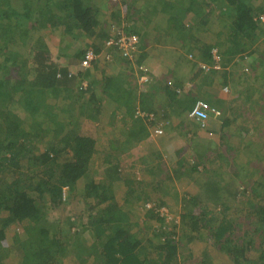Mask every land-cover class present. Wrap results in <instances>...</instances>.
Masks as SVG:
<instances>
[{
    "label": "crops",
    "instance_id": "1",
    "mask_svg": "<svg viewBox=\"0 0 264 264\" xmlns=\"http://www.w3.org/2000/svg\"><path fill=\"white\" fill-rule=\"evenodd\" d=\"M126 1L96 0L94 4L98 9L99 22L93 36L81 32L78 37H73L59 28L43 29L41 36L47 39L49 45V55L46 58L50 65L48 67L46 65L45 70H42L47 79L42 83L41 78L38 87L43 91L44 87L46 89L51 86V97L46 99V103L51 106L50 114L40 107L33 117L24 104H16L13 111H16L15 113L22 120L23 127H29L34 120L35 122L46 120L44 122H49L47 124L52 126L61 121L67 124L68 132L69 128H74V134L77 132L93 138L96 141V153L91 164L92 177L99 179L107 175L105 170L109 160L111 164L118 166V170L113 172L116 178L115 185L118 187L116 194L118 196L120 194L121 205L128 211L127 216L134 224L132 231L138 232L144 229L142 233L145 235V240L152 236L153 227L160 223L157 217L153 219L145 217L148 211L146 204L137 203L133 189L139 190L148 197L150 201L147 203L154 206L158 204L166 207L169 213L172 212L174 214L172 220L168 219L165 223L167 227L177 224V232L172 235L173 237L171 236L178 241L176 264H188V256L198 255L194 251L196 245L204 246L197 264H203L205 259H212L215 264L221 263L223 258L216 259L213 251L222 250L209 240L210 232L202 226L200 212L196 211L199 220L195 228L185 216L190 215L194 207L190 200L202 192L203 186L208 182L217 183L221 189L219 191L223 192L222 203L223 200L224 203L216 206L206 194L200 195L201 201L209 211L205 218L207 221L204 219V222L224 221L223 223L228 225L232 224L236 234L239 235L238 232L241 231L239 223L244 219L243 214L247 213L246 209L250 212V202L258 200L250 194V185L251 181L262 180L261 175L256 172V167L263 165L264 168V149L258 148L259 144L264 143V107H262L264 98L258 99L261 93H264V81L261 77L258 78L250 62L258 60V68L261 69L259 66L264 56L261 52L255 53L248 58L249 62H243L241 57V65L235 62V57L225 67L224 71L229 76L227 80L223 78V69L205 73L200 65L206 61L199 57L204 47L213 46L216 49L231 45L229 42L226 47L218 46L219 33L225 28V23L230 25L228 21L225 22L220 18V15L230 17V14L222 11L227 8L225 0H198L203 6L202 12L210 14L206 25H202L192 12H186L191 6V0H129L127 2L130 8L127 7L129 11L125 12ZM251 1L255 7H259L260 3L264 4V0ZM182 13L185 23L197 31L195 37L186 42L179 35L182 30L174 23V18L180 17ZM118 24L131 25L130 27L135 30L138 29L137 33L141 39L140 52L133 61L123 60L118 51L105 47L108 31H111L113 26H119ZM98 39L103 43L100 57L94 62L92 69L83 71L81 61L84 52L93 48ZM260 43L258 50L262 51L264 44ZM107 52L112 54L111 60L105 57ZM28 53L21 51V60L27 58V62L24 64L21 61L17 66L9 67V74L13 77L26 74L29 80L37 79V75L40 74L39 64L34 61V56ZM4 71L0 70V76ZM31 74L32 77H29ZM86 74L91 83L93 80V84L89 82V89L82 92L83 81L89 79ZM109 78L130 81L132 87L138 89L137 93L145 92L149 87L148 83H153V78L162 82L160 84L168 83L178 88L180 92L177 91L176 100L162 96L161 104L157 108L160 111L155 113V121H152L147 117L138 116L137 107L133 111L134 115L127 114V106L124 102L119 104L117 100L110 98L105 93L114 90V88L108 91L106 89ZM225 88H229V91L226 92ZM246 88H250L251 93ZM91 94L96 96L91 98ZM252 96H255L256 103L250 99ZM197 99L207 101L217 111V113L207 111L208 119L205 127H201L197 120L188 116L194 100ZM89 104H92L89 111L96 116V119L88 116L86 106L88 107ZM249 105L254 107L250 112ZM255 110L257 115L253 114ZM54 111L57 113V122H53L48 116L54 114ZM228 118L231 124L225 126ZM153 122L163 129L162 134L155 136L152 134ZM51 134L52 131L45 140L46 144H40L41 151L53 147L49 143ZM74 152L73 145L61 148L57 154L59 163L74 161ZM122 175L128 179L129 184L122 180ZM110 182L111 180L107 178L106 183ZM238 189L246 190L241 198L233 196L234 191ZM129 190L131 192H128ZM229 192L232 194L229 195ZM127 195L133 199L132 205H128ZM130 205L135 209L132 213L128 209ZM242 206L245 210L236 214L235 209L239 208L238 211H242ZM71 207L72 204L61 205V208H56L50 214L58 217L55 211H62L64 208L68 214L71 212L68 210ZM146 221L151 222L152 225L142 228ZM183 222L190 226L184 223L186 226L183 227ZM191 222L196 221L191 220ZM24 225L12 224L7 229L6 241L13 243L12 239L16 233L23 234ZM167 229L172 230V228ZM139 233L143 236L140 231ZM213 247L216 250H213ZM147 253L152 257H158L161 254L165 255V250L158 251L152 247L144 254ZM2 256L4 264L17 263V256H9L4 247ZM12 258L16 259L15 262L11 261ZM226 258L228 262L224 261L222 264L236 263L227 254Z\"/></svg>",
    "mask_w": 264,
    "mask_h": 264
},
{
    "label": "trees",
    "instance_id": "2",
    "mask_svg": "<svg viewBox=\"0 0 264 264\" xmlns=\"http://www.w3.org/2000/svg\"><path fill=\"white\" fill-rule=\"evenodd\" d=\"M127 1L124 6L125 12L129 11L127 7L130 8ZM224 2L227 8L222 11L230 14V17L220 15V18L225 22L228 21L230 25L225 23V28L219 33L218 46L226 47L229 42L231 45L227 48H217L222 59V71L235 57V62L241 65V57L243 62H249L248 58L255 53L261 52L264 56V49L258 50L260 42L264 44V19L261 18V15L264 16V6H262L264 4L260 3L259 7H255L251 0ZM94 3L96 0H0V70H5L0 76V264H4L3 247L9 256H17L16 264H64L66 260V264L75 261L77 264H176L178 241L174 240L172 235L177 232V224L167 227L165 223L167 217L161 215L163 206L157 204L151 208L146 207L148 211L145 217L151 219L157 217L160 223L153 227L152 236L145 240V235L142 233L144 229L139 230L143 236L139 231H132L134 224L127 216L128 211L121 205L120 194L119 196L116 194L118 187L115 185L116 178L113 172L118 170V166L106 159L107 175L96 179L90 173L92 159L96 153V141L93 138L77 132L74 134V128H69V133L67 124L61 121L52 126L47 124L49 122H44L46 120L38 122L34 120L29 127H23L22 120L15 113L16 111H13L16 104H24L33 117L40 107L50 114L51 106L46 103V99L51 97V86L46 89L44 87L43 91L38 87L41 78L42 83L47 79L42 70H45L46 65L47 67L50 65L46 58L49 55V45L47 39L41 36V31L59 28L73 37H78L81 32L93 36L99 22L98 9ZM202 7L198 0H191V6L186 12H192L202 25H206L210 14L202 12ZM182 16L183 13L180 17L176 16L174 23L184 31L179 35L186 42L195 37L197 31L187 25ZM130 26L118 27H121L127 35H139L138 29L135 30ZM111 31H108L107 39ZM102 44L98 39L93 46L95 52L100 53ZM214 48L204 47L199 57L212 63ZM21 51L29 52L39 64L40 74L37 75L36 80H29L26 74L21 77H13L9 74V67L17 66L21 61L24 64L27 62V58L21 60ZM138 62L142 63L141 60ZM257 62L259 63L256 59L250 62L251 67L258 78L261 77L264 81V60L260 62L261 69L258 68ZM86 77L89 78L88 74ZM223 78L224 80L229 78L225 71ZM109 79L106 89L108 91L114 88V90L105 93L110 98H114L119 104L124 102L127 106V114L134 115L133 111L136 107L145 113V117L149 118L152 114V121H155V113L160 111L157 108L161 104L162 96L176 100L179 90L168 83L160 84L162 82L153 78V83H148L149 87L145 92L137 93L138 89L132 87L130 81L125 82L121 78ZM87 81L93 84L90 78ZM89 87L90 85L87 89ZM247 91L251 93L250 88ZM261 98H264V93H261L258 99ZM250 99L256 103L255 96ZM198 100H194L193 107ZM233 102L234 100L231 101V106ZM252 105L248 106L249 110L254 108ZM91 106L92 104L86 106V111L89 112V117L96 119V116L89 111ZM254 112L253 114L257 115V111ZM56 114L55 112L48 115L53 122L58 120ZM152 124L153 127L157 126L155 122ZM229 124H231L230 118L224 125ZM205 126L201 125V127ZM51 131L49 143L53 147L41 151L40 144L47 143L45 140ZM70 145H73L75 160L59 163L57 159L59 150ZM259 145V149H264V143ZM256 168L262 180L251 181L250 194L258 200L249 204L252 215H249L250 222L245 225L247 227L244 228L243 234L237 235L232 224L228 225L223 223L224 221L204 222L209 211L201 201L200 195L206 194L216 206L224 203V200L222 203L223 192L219 191L221 189L217 183L208 182L203 186L202 192L190 200L194 207L190 215L185 216L195 228L199 220L196 211H199L203 221L202 226L210 232L208 238L211 243L235 262L243 264H264V168L263 165ZM121 177L126 184H129L128 179L123 175ZM107 178L111 180L110 183H106ZM245 191L238 189L234 191L233 196L241 198ZM133 192L137 203L142 202L144 205L150 201L139 190L133 189ZM231 194L229 192V195ZM126 200L128 205L134 203L128 195ZM69 204H72L71 208L74 209L70 213L58 217L51 216L50 212L61 208V205ZM131 205L128 207L130 213L135 210ZM190 219L196 222L192 223ZM184 223L183 227L190 226ZM12 224H25L22 227L24 232L21 235L16 233L12 239L13 243L8 241V244L7 229ZM151 225V222L146 221L142 228ZM243 226L244 224L239 223V228ZM167 228L172 230L169 231ZM152 247L158 251L165 250V255L152 257L149 253L144 254ZM253 251L258 254L256 260L250 258ZM203 264L215 263L212 259H205Z\"/></svg>",
    "mask_w": 264,
    "mask_h": 264
},
{
    "label": "built area",
    "instance_id": "3",
    "mask_svg": "<svg viewBox=\"0 0 264 264\" xmlns=\"http://www.w3.org/2000/svg\"><path fill=\"white\" fill-rule=\"evenodd\" d=\"M261 18L264 19V16L261 15ZM139 43H140L139 35L137 34L127 35L122 31L120 27H114L113 33L110 35V37L105 42V47L109 49H115L116 51L119 52L122 58H126V59L133 61L135 57L137 56V53L140 52ZM99 56L100 54H97L94 50L89 49L84 58V61L82 64L83 67L85 69L91 67L93 60L98 58ZM105 57L108 60H111L112 54L110 52H107L105 54ZM200 66L206 72L210 71L211 69H216V70L223 69L222 59H221V55L218 53V49L213 50L212 63L202 62ZM208 110L217 113V111H215V108H213L207 101L203 99H199L195 103L191 112L189 113V117L197 120L202 126H205L206 120L208 118V116L206 115ZM137 115L145 117V113L140 111L139 109L137 110ZM149 119L153 120L152 114L149 115L148 120ZM152 130H153L152 131L153 135L162 133V128L159 126L152 127ZM153 206L154 205L151 203L146 204L147 208H151ZM161 213H162L161 215L167 217V220L171 219L170 213L166 207L161 208Z\"/></svg>",
    "mask_w": 264,
    "mask_h": 264
},
{
    "label": "rangeland",
    "instance_id": "4",
    "mask_svg": "<svg viewBox=\"0 0 264 264\" xmlns=\"http://www.w3.org/2000/svg\"><path fill=\"white\" fill-rule=\"evenodd\" d=\"M148 5V4H147ZM146 5V6H147ZM29 77H32V74L29 76ZM230 88V87H229ZM262 107H264V105L262 106ZM249 112H250V110H249ZM155 136V135H154ZM73 208H70V209H68V210H72ZM74 210V209H73ZM239 210V208L238 209H235V211L237 212L236 214H238L239 212H243V210H245L244 209V207L242 206L241 207V210L242 211H238ZM246 214H243L244 215V219H242L243 221H242V224H244V226L241 228V231H239L238 232V234L239 235H241V234H243L244 233V228H246L247 226H245L247 223H249L250 222V216L249 215H252L250 212H248L247 211V209H246ZM172 213V212H171ZM170 213V216L172 217V215L174 216V214L172 213L171 214ZM233 213V212H232ZM55 214L56 215H59V216H62L63 214L65 215L66 214V210H65V208L61 211V210H57V211H55ZM240 216V215H239ZM214 248V249H213ZM213 248H211V249H213V250H216V248L215 247H213ZM204 249V246L203 245H196L195 247H194V251L196 252V253H198V255H196V256H194V257H191V256H188L187 257V262H188V264H190V263H192V264H197L196 262H199V260H200V256H201V253H202V250ZM223 253H225L224 251H220V252H217V251H213V255H215V257H216V259H218V260H220V257H222L223 259V261H221V263H224V261L225 262H228V259L226 258V254H225V256H223ZM257 256H258V254L255 252V251H253V253L250 255V258L251 259H254V260H256V258H257ZM227 259V260H226ZM15 260L16 259H13L12 258V262H15ZM183 261H184V259H183ZM66 262H67V260H66ZM66 262L64 263V264H66ZM185 262H186V260H185ZM67 264H70V262H68ZM73 264V263H72ZM74 264H77V263H75L74 262ZM184 264V263H183ZM232 264H242V263H232Z\"/></svg>",
    "mask_w": 264,
    "mask_h": 264
},
{
    "label": "clouds",
    "instance_id": "5",
    "mask_svg": "<svg viewBox=\"0 0 264 264\" xmlns=\"http://www.w3.org/2000/svg\"><path fill=\"white\" fill-rule=\"evenodd\" d=\"M114 27H118V26H113L112 28V30L114 31ZM121 28V27H120ZM113 31H111L110 32V35L113 33ZM140 41H141V39H140ZM89 49H92V50H94L93 48H89ZM89 49H86V52H85V55H84V58H85V56H86V53H87V51L89 50ZM217 49V48H216ZM95 51V50H94ZM97 54H99L98 52H96ZM100 57V56H99ZM98 57V58H99ZM121 57V56H120ZM84 58L82 59V61H81V69H83V71H85V70H87L88 68H84L83 67V61H84ZM98 58H96V59H94L93 60V62H92V65H91V67H89V68H91L92 69V66L94 67V62L98 59ZM126 59V58H125ZM127 60H129V59H127ZM89 70V69H88ZM201 70L202 71H204L203 70V68L201 67ZM212 70H216V69H211L210 71H208V72H206V71H204L205 73H210ZM222 70V69H221ZM216 71H220V70H216ZM82 85L84 86V88L83 89H87V87H88V85H89V82L86 80V81H83V83H82ZM229 90V88H225V91L227 92Z\"/></svg>",
    "mask_w": 264,
    "mask_h": 264
}]
</instances>
